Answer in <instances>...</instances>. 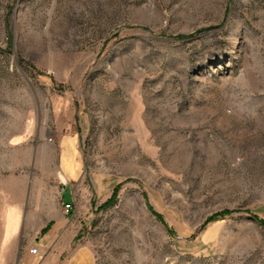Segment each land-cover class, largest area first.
Masks as SVG:
<instances>
[{
    "label": "rangeland",
    "instance_id": "rangeland-1",
    "mask_svg": "<svg viewBox=\"0 0 264 264\" xmlns=\"http://www.w3.org/2000/svg\"><path fill=\"white\" fill-rule=\"evenodd\" d=\"M67 140L61 264H264V0H0V264L51 259Z\"/></svg>",
    "mask_w": 264,
    "mask_h": 264
},
{
    "label": "crops",
    "instance_id": "crops-1",
    "mask_svg": "<svg viewBox=\"0 0 264 264\" xmlns=\"http://www.w3.org/2000/svg\"><path fill=\"white\" fill-rule=\"evenodd\" d=\"M59 156L60 160H64L66 164L67 173H65L61 168V182L63 185V189H71V199L67 200L66 198H62L61 194V204L64 207V214L62 219L59 222L54 220H49V224H52L49 231L42 235L40 240V246L45 247L49 246L52 248L51 251V259L49 261H45L43 264H61L62 263V255L64 252L68 251V249H72L75 244V240L77 238V227H76V217L78 214V205L80 200L83 199L80 194H78L81 190L84 189V169H83V158L81 154V148L78 146L73 140H67L62 143L59 147ZM47 150H53V148H49ZM63 178V179H62ZM64 180V181H62ZM50 205V203H47ZM71 205L72 209L69 213H67L65 206ZM19 207H15L13 213L10 215L13 217V222H9L7 225V230L12 231L7 234L10 238L15 235V232L18 229V214ZM51 212V213H50ZM43 214H47L48 216H53L54 214L50 209L46 212H42ZM48 225H43L41 229H45ZM95 264L92 254L87 250L76 249L72 251L69 258L63 264ZM22 264H33L30 260H23Z\"/></svg>",
    "mask_w": 264,
    "mask_h": 264
},
{
    "label": "trees",
    "instance_id": "trees-1",
    "mask_svg": "<svg viewBox=\"0 0 264 264\" xmlns=\"http://www.w3.org/2000/svg\"><path fill=\"white\" fill-rule=\"evenodd\" d=\"M117 193H118V188L115 189L112 198L102 206L103 209L108 208V207L115 204V199L117 197ZM51 226H52V224H49L47 228L43 229L42 235H45L49 231Z\"/></svg>",
    "mask_w": 264,
    "mask_h": 264
},
{
    "label": "built area",
    "instance_id": "built-area-1",
    "mask_svg": "<svg viewBox=\"0 0 264 264\" xmlns=\"http://www.w3.org/2000/svg\"><path fill=\"white\" fill-rule=\"evenodd\" d=\"M65 209H66L67 213H69L70 210L72 209V206L71 205H66L65 206ZM30 252L33 255H39L40 254V251H39V249L37 247L36 248H33Z\"/></svg>",
    "mask_w": 264,
    "mask_h": 264
},
{
    "label": "bare ground",
    "instance_id": "bare-ground-1",
    "mask_svg": "<svg viewBox=\"0 0 264 264\" xmlns=\"http://www.w3.org/2000/svg\"><path fill=\"white\" fill-rule=\"evenodd\" d=\"M51 213V212H50Z\"/></svg>",
    "mask_w": 264,
    "mask_h": 264
}]
</instances>
